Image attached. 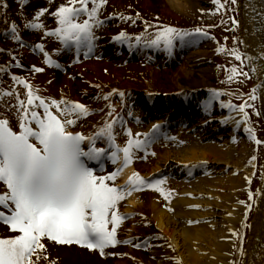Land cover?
Returning a JSON list of instances; mask_svg holds the SVG:
<instances>
[{
	"label": "bare ground",
	"instance_id": "1",
	"mask_svg": "<svg viewBox=\"0 0 264 264\" xmlns=\"http://www.w3.org/2000/svg\"><path fill=\"white\" fill-rule=\"evenodd\" d=\"M21 1L4 0L0 3V49H2L0 67L7 65L5 71L0 73V88L11 90L14 84L12 74H15L29 80L34 90L45 98L59 100L63 96L68 100H78L90 108L99 109L79 119L77 124L70 128L85 134L96 131L95 126L103 123V117L109 112L108 104L111 103L114 106L113 114L120 113L124 119V124L118 121L115 125V131L118 133L117 142L121 145L127 139L123 128L129 126L133 133H145L151 130L153 124L159 123L157 138L151 144L147 158H144L143 151H138L139 158L134 160L133 167L125 171V176L127 177L133 170L146 177L149 174L152 176L163 174L167 177L165 187L174 189L171 198L167 200L156 190H147L125 198L129 203L124 200L120 202L118 211L128 215L127 222L119 226L117 235L121 240L133 238L132 243H120L107 248L106 252L110 254L105 256H101L99 251L90 254L88 250L73 246L59 247L61 249L58 251L54 249L55 246L45 244L51 264H232L234 258L242 264H264V143L257 145L254 142L252 147H248L246 142L239 143L238 129L244 126L243 122L238 126L236 124V121L240 120L238 109L220 116V113L215 114V110L212 109L213 100L209 111H204L201 102L210 95L208 89L213 86L215 72L207 60L202 58L209 53V46L203 47L198 38H191V42L185 44L186 50L193 48L194 45L199 49L192 50L190 57L186 59L176 49L169 66L163 61L165 60L163 52L140 47L128 50L129 53L138 56V61H134L132 65H124V58L115 59L113 64H108L112 58L111 55L108 56L109 53L116 56V51L121 46L115 41L118 44V47L114 46L117 50L106 51L108 40L121 28L117 27L118 21H114L113 24L116 26L95 41L99 49L93 50L90 59L83 56L78 59L74 55L68 59L65 57L67 53L62 50L63 47L55 36H45L43 29L24 27L27 20L18 15ZM45 1L51 7L55 0ZM120 1L125 11L127 0ZM120 1L114 0L112 4ZM153 2L156 6L160 4L169 6L176 14L186 16L193 13L204 14L212 8L206 5L211 0H153ZM237 3V9L234 8V15L239 18L237 27H233L227 15L228 2L225 3L226 9L218 14L215 23L224 27L223 29L228 27L231 37L227 38L228 47L233 48L232 45L236 42L233 38H238L239 34L242 50L255 57L264 50V0H237ZM50 7H47V13ZM212 18L209 15V20ZM38 19L46 28L57 26L55 20L44 22L40 17ZM13 21L18 26L23 44L10 39L9 32ZM226 34L228 35L227 31ZM35 40L37 42H34ZM38 42L44 44L45 51H48L62 67L67 66L65 73L46 64L39 49L33 50V46ZM8 49L11 51H7ZM53 49L60 51L53 52ZM186 50L182 48L181 51ZM99 54H105L102 60L98 59ZM229 58L233 60V56ZM75 59L79 62L73 63ZM202 59L203 62L200 61ZM17 60L21 65H17ZM143 61L151 64L154 62L155 66H158L157 75L152 76L153 83L158 82V90H155L153 83L149 81L143 86L136 78L129 77L132 70L140 73L143 71L140 67L144 64ZM253 63L259 67L261 61L253 60ZM32 65H36L42 71L33 70ZM231 66L233 65H229ZM153 68L155 67H151V70ZM103 69L107 71L106 74H102ZM262 72L264 69L252 73L251 78L247 77L249 82L246 85L257 88L260 109L264 114ZM97 84L100 85L99 88L95 87ZM214 85L217 87V83ZM15 88L23 98L27 89L21 84H16ZM112 89L123 91L125 95L121 97L119 91L112 93ZM103 93L112 94L106 100ZM132 101L136 104H132ZM12 103L13 97L4 96L0 100V112L7 114L12 126L19 130L15 114L4 107V104ZM159 106H166V109L158 113L156 108ZM37 110L39 111V108ZM129 110L132 112L131 116L128 115ZM177 110L185 113L183 117H181L183 113L177 114L178 120L173 116V112ZM252 111L256 112V106ZM151 112L153 123L147 124L149 119L144 117ZM249 114V123L252 127V118L256 117L250 110ZM224 117H229L226 123L223 122ZM172 126L178 128L177 139L170 138L167 132ZM263 130L262 126V134ZM232 136L235 139L227 140L226 137ZM261 141H264V138ZM96 144L99 147H108L104 139L97 140ZM152 152L155 155H152ZM253 155L256 156L253 162L255 168L249 163V158ZM248 176L252 177L250 182L246 179ZM249 189L254 193L252 201H248ZM257 189L262 191L257 193ZM239 200L246 203L239 204ZM247 203L252 205L246 217L248 226L241 229ZM145 220L148 221L147 224L144 223ZM189 220L193 222L189 223ZM229 228L243 231L245 256H236L233 244H238L239 241L228 231ZM230 236L232 239L225 238ZM145 237H149L148 250L145 247L133 246L137 238L143 241ZM168 244L172 247H167ZM177 256L180 257L179 262L172 259ZM44 264L49 262L45 261Z\"/></svg>",
	"mask_w": 264,
	"mask_h": 264
},
{
	"label": "snow or ice",
	"instance_id": "2",
	"mask_svg": "<svg viewBox=\"0 0 264 264\" xmlns=\"http://www.w3.org/2000/svg\"><path fill=\"white\" fill-rule=\"evenodd\" d=\"M4 0H0L3 3ZM107 0H69L68 3L59 4L51 15L54 16L56 27L46 28L39 21L41 13L46 9L36 11L35 17L26 21L24 27L30 29H43L44 35L55 36L63 48L74 49L77 57L81 49L84 55L88 56L95 48L97 40L94 29L103 23L100 18V9ZM227 0H214L217 7L209 11H219L224 7ZM235 4L236 0H232ZM91 5V6H89ZM230 10V9H229ZM204 11V9H201ZM120 20L130 21L136 24L139 13L135 16L117 12L112 14ZM85 17L80 19V17ZM233 27L238 24L235 18H230ZM145 31L130 34L120 30L111 39L120 44H127L131 50L134 47L163 49L168 55H172L177 41L183 45L191 42L193 34L198 36H210L200 27L190 31L178 28L172 24L161 25L159 21L149 24L143 21ZM152 29V35L148 36L147 29ZM10 39L18 44H23L18 26L13 21L10 28ZM227 39V38H225ZM236 39L235 37L233 38ZM224 45H220L217 51H223ZM39 49L44 57V62L49 65L60 67L57 60H54L48 51H45L43 43L38 42L33 50ZM2 50V49H0ZM7 51H11L8 49ZM53 52L60 49H53ZM243 65L248 62V70L239 66L231 67V74L227 76L229 81L233 77H248L264 69V50L257 56L241 53L233 48L230 53ZM14 55V54H13ZM253 60H260L258 67ZM20 64V61H16ZM7 65L0 67V73L5 71ZM35 71H42L36 65H32ZM264 75V72H262ZM14 82L11 90L0 88V100L4 96L13 97L14 103L4 104L15 114L18 129L11 123L10 117L0 112V183L3 190L0 191V223L8 227L14 235L0 236V264H44L48 261L45 239L57 243H66L86 246L90 250H97L101 256L109 255L106 249L120 243H132L133 238L121 240L117 231L121 222L127 218V213L118 211L121 201L130 196L133 192L143 189H154L164 198L170 199L174 189L166 188L167 177L143 176L139 171L133 170L123 183H118V177L123 170L138 159V151L147 153L151 151V144L157 138L160 124H153L149 132L133 133L130 128H123L127 139L121 145L117 142L118 133L115 125L119 121L124 124L120 113L114 112V106L109 103V112L103 117V123L96 125V131L85 134L81 131L70 130L78 120L87 117L91 112L99 109L90 108L78 100H68L61 96L59 100L52 97H43L33 88V85L26 78L12 74ZM16 84L23 85L27 91L21 98V93L15 88ZM99 88L100 85H95ZM119 90L112 89V93ZM221 89L210 90V95L201 103L204 111L208 112L213 100H218ZM257 88L253 87L248 95V100L254 101ZM112 93H103V98L108 99ZM121 97L125 95L119 91ZM38 101V103H36ZM222 107L230 110H239L240 120L236 121L237 126L243 122L244 130L248 138L257 145L264 143L256 136V131L250 126L249 114L245 111L248 107H254L248 101L239 105H233L231 101H220ZM42 108L43 112L38 111ZM128 115L132 112L129 110ZM257 115H260L257 112ZM138 119V118H137ZM229 117H224L227 122ZM104 139L108 147H97L96 141ZM175 139V137H173ZM235 139V137H233ZM183 143V141H181ZM152 155H155L152 152ZM107 158L114 165L112 171L103 175H97L96 169L89 166L90 161L99 165V170H104V160ZM256 156L249 158L253 163ZM246 179L250 182L252 177ZM257 193L261 189L256 190ZM192 195V193H188ZM253 191L248 190V201L253 199ZM239 204H245L239 200ZM251 203H247L244 209L245 219L241 221V229L247 227L246 217ZM200 207V205H190ZM232 215V213H227ZM189 223L193 221L189 220ZM148 223L147 220L144 221ZM228 231L235 236L239 243L233 244L237 257L246 255L243 247V231L229 228ZM232 239V237H225ZM149 237L143 241L137 238L134 247H150ZM171 248L172 245L168 244ZM119 255H123L119 253ZM177 262L180 257H172ZM232 264H242L234 258Z\"/></svg>",
	"mask_w": 264,
	"mask_h": 264
},
{
	"label": "rangeland",
	"instance_id": "3",
	"mask_svg": "<svg viewBox=\"0 0 264 264\" xmlns=\"http://www.w3.org/2000/svg\"><path fill=\"white\" fill-rule=\"evenodd\" d=\"M113 1L114 0H107V2L100 9L101 19L105 17H111V18H106V20L103 21L100 27L94 29L97 38L101 39L103 36H105L106 31H109V29H113V27L116 26L115 24H113L114 21H118V25H117L118 28L121 26V28L117 30H124L130 34H135L140 31H145L143 21H147L149 24H152L153 22L157 20L159 21L161 25L172 24L178 28L187 29L189 31L193 28L200 27L204 29L206 32L210 33V36H198L196 34H193L191 38H195V37L198 38L201 41L200 45H202L203 47H206L208 45L210 48L209 53H207V55H204L202 58L206 59L209 65H211L214 68V71H215L214 72V83L215 84L217 83V87L213 83V86L210 89H208L209 92L208 91L207 92L210 93V90L212 89L223 90L221 91L219 95V99L213 101L212 109L215 110L214 113L215 114L220 113V116H223V115L228 114V112L230 111L229 108L221 106V103H220L221 100L226 101V102L231 101L233 105H239L241 103H244L245 101H248L249 104L256 106L255 113L252 111V108L254 109V107H248L245 109V111H247L248 114L250 110V112L253 113V115L256 117L254 119L252 118V121H251L252 128L255 129L256 136L258 139L261 140L262 138H264L263 137L264 130L262 134V126L264 127V114L262 112V109H260L261 104H260L259 96H258L259 92L256 91L257 98L254 101H250L248 100V95L252 92L253 88H250V85H246L248 84L247 82H249L247 77H242V76L239 78L233 77L231 81L227 79V76L231 74V67H232V66L229 67V65H236V66H239L240 68H243L244 70H248V67H247L248 62L245 61L244 64L242 65L240 61L235 59V57H233V60H229L230 59L229 56H232L229 53L233 48L238 49L241 53H245V52L241 48L242 43H241V37L239 34H237L238 38H236L235 44L232 45L233 48H230L227 46L228 45L227 39H225V38L231 39V37L229 36L230 33L228 32L229 30L228 27H226V29H223L224 27L222 28L221 26L216 24L217 21L215 20L218 14L221 13L224 8L226 9V4H224V7L221 8L219 11H209L210 10L209 9L208 12L204 14H194L193 13V14H190V16H186V15H181L178 13L176 14L174 11L170 9L169 6H166L164 4H160L156 6L153 0H127V2L125 3L126 5L125 11L123 10V6L121 5L120 0H119L120 3L118 2V3L112 4ZM21 2L22 3L18 6V15L19 17H22L24 20H27V21L35 17V13L37 10L44 8L47 11V7H50V4L47 5L45 0H22ZM53 2L54 3L49 8L48 13L47 12L41 13L40 17H42V20L49 21L50 15L54 11V9L61 3H68L69 0H55ZM221 2L223 3L224 0H221ZM227 2H228L227 6H229L227 15L230 18H235L239 23V18H237V16L234 15V8L237 9L238 7L237 0L235 4L232 3V0H227ZM206 5H210L212 7L211 9H215L217 7L216 3H214V0H211V2L206 3ZM113 9H116V11H113ZM105 12H108V13L106 14ZM117 12H122L124 14H132L133 16H135L136 13H139V18H137L136 24H132L130 21H123V20H120L119 17H116V16L114 17V15H112ZM42 14H45V15H42ZM209 15L213 17L210 20H209ZM84 18L85 17L83 16L80 17L81 20ZM235 27H237V25ZM146 31L148 33V36H146L145 38H150L152 35V29L149 28ZM226 31L228 35L226 34ZM187 40L188 38H186V42L183 45H181L180 42L177 41V46L173 49V52L176 49L180 51L182 53V57L184 56L185 59L190 57V54H191L190 52L192 50L199 49L198 46L194 45L193 48L187 51L185 47ZM108 41L109 42L106 47V51L108 52L116 51L117 49L114 46L118 47V44L112 39H109ZM220 45H224L225 47L223 51L218 52L217 48ZM182 48L185 49L186 51L182 52L181 51ZM128 50L129 48L127 44H121V46H119V49L116 51V56H113V53H109V55L106 54L108 56L111 55L112 57L108 64H113L115 62V59H118V58H124L123 63L126 66L132 65L134 61L137 62L138 56L135 55V53H132V54L129 53ZM158 51L163 52V55L165 56L163 57V59H165L163 61L165 62L167 66H169L170 64L169 61L174 55V53L172 52V55H168L162 48L156 50V52ZM21 57L23 58L24 55H21ZM103 58L99 57L98 59L102 60ZM203 59L200 61L203 62L204 61ZM143 63L144 64L140 65L143 71L140 73L137 70H132L129 73V77L136 78L137 80L140 81L139 84L141 85L143 84V86H146L144 85L146 84V81L153 83L152 76L157 75L158 66H155L154 62H152L151 64V63H148L147 61H143ZM150 66L155 67L153 68L154 71L151 70ZM106 73L107 71L103 69L102 74H106ZM252 76L253 74L250 73L248 78H251ZM152 85L154 86L155 90H158L157 89L158 82H155ZM257 112L259 113L261 112V115L258 116L256 114ZM238 130H239V136H240L239 143L242 144L246 142L248 147H252V144L254 143V141L248 138V135L245 132L244 127H240ZM226 138L227 140H230L231 138V141H232L233 136L226 137ZM149 251H151V249Z\"/></svg>",
	"mask_w": 264,
	"mask_h": 264
}]
</instances>
